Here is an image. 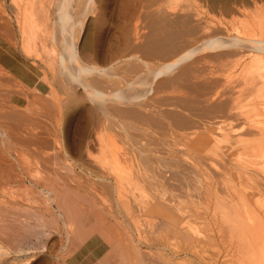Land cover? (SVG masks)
<instances>
[{"label":"bare ground","instance_id":"6f19581e","mask_svg":"<svg viewBox=\"0 0 264 264\" xmlns=\"http://www.w3.org/2000/svg\"><path fill=\"white\" fill-rule=\"evenodd\" d=\"M9 2L13 3V4L11 3L13 6H10L11 4L8 3V7H12L9 9H12L13 13L11 12L12 10H9V11L11 12V15L12 14L14 15L13 21L16 22L15 25L17 24L16 26H18L16 28L17 30L19 29L20 31L19 32L20 34V43H19L20 47L19 48L21 52L17 55V61L22 62V64L24 65L27 64L26 66L34 72L35 76L39 78L40 82H42V84L48 89L47 92H48V97L50 98V101H48V99L47 101H48V104L50 103L49 105L51 104L54 105V103L55 104L57 103L59 105V102L57 101H60V104H62L61 102H64L65 104L68 105L69 101H72V100L74 101L75 99L76 100L78 99L80 102H82V104L79 101L78 102L81 105H83V102L85 100L88 101V108H87L88 110L86 114H88L87 120H89L90 124H88L89 125L88 128L86 126L81 127L79 129V134L81 137L82 136L85 137L86 135L85 138H87V141L84 138L85 141L83 142H85V144L82 143L83 145H85L84 148H87L88 145L89 146L91 145V148L94 151V148L92 145L95 141H96V144L97 143L98 144L97 145L95 143L94 144L96 146H99L98 149L95 148V152L97 154L93 152V155H92V156L97 155L96 156L97 159H95L94 162H90L89 160L84 161L85 159L87 160V158H84V160H81V158L80 159L76 158V161H75L77 164L81 161L80 168L81 166L86 167V171H88L89 169L91 174L94 173L95 179L93 178V182L90 183L89 180L87 179L88 178L87 176H89L88 173H86L87 178L83 175L86 178L85 179L84 177H81V175L83 174L82 171H79L82 173L81 175L78 173L79 169H77V172L73 171L74 166L70 167L71 169H69L68 162L72 160L71 158H75V155L74 157L71 156L69 161L67 160L65 161L63 157L60 158L61 155L60 157L57 156L58 154L62 153V151L59 150L60 148L56 146L58 144H55L57 141L56 137L58 134H60L58 132L59 131L61 132V130L57 132V130L55 129L56 123L58 122V120L56 123H54L55 122L54 120L58 118L57 114H52V112L54 111H49L48 109L47 112H43V113L40 112L41 114H38L40 115L38 119V118H35L36 115H34V117L30 114H29L30 116L24 115L25 112L21 113L20 112L21 110L18 111L15 108V105H12V103L16 101L15 99L17 98V96H14V95L17 93V91L14 92L12 89L11 92H14V93L8 94L9 92L7 93V89L11 88V87H8V85L14 86V84H20V83L18 82V83L13 84V82L15 81L14 80L15 77L14 79L12 78L14 80V81L12 80L13 82H11V78L8 79L11 82V83L7 82L8 84L7 83L5 84L8 88H5L3 83L6 82L5 80H7V78L4 79L6 77L5 74H7L5 73V71L7 70V69L5 70V68L6 67L8 68V66L9 68H11L10 66H13V64H10L11 57H9V53L11 51L17 52L18 45L16 43V40L14 42L12 38L14 36L12 34L14 31L12 30L10 26L11 21L9 22L7 19L8 17H11V16H7L5 14L6 12L3 11L1 7L0 9V146H1V149L3 148L5 150L0 149V154H2L3 157L7 158L11 150V145L14 144L17 146V144H19L20 148H23L24 146L22 144L27 143L28 145V143L30 142L31 144L30 143L29 144L33 146L34 148L36 145V141L38 142L40 141V143L41 142L45 143L46 146L48 144L49 145L52 144V146L54 145L53 146L54 148L48 145L49 148H52V151H50V149L49 150L46 149V152L49 155L52 154L56 156L57 158L56 159L55 157H53L54 159H52L51 158L52 155H51V157L42 158L43 159L42 160L40 157L47 155V153L44 151H45V148H48V147H46L43 143L41 144L44 146L37 143L38 147H41V146L43 147L42 152H44L43 153L44 155H42L41 153L39 154L41 150L39 151V148L35 147L34 150L37 149L36 152L39 151L38 154L40 155V157H38V155H36V153L34 152L33 153L36 155V157L35 155H32V154H31L32 157L30 155L28 156H30V159L33 158L31 161H33L36 158V160L34 161L37 162L38 160L37 157L41 159L40 161H43V165L41 164L42 162L41 163L40 161L37 162V164L40 163V167H38V169L40 170L44 169V171L46 170L45 172L47 173L44 174L41 171V173L44 175V178H40L41 181H39L37 180V178H39L40 176L38 177L39 174H36L37 172L35 171L34 168L31 169L33 170L32 172L31 170H27V168L25 169V167L32 168L33 167L32 165L33 164L35 165L36 162H34L32 165L29 162L28 163L29 166L27 162H25L27 166L24 164L25 165L24 167L22 163H24V160L26 161L29 160L27 158L28 156H26L27 159L22 158V160H20L22 157V153L16 152V153H20V155L17 154V157H15V160L16 158L19 157L18 159L20 161L18 162V159H17L16 160L17 162L16 161L14 162L20 165H23V169H22V166L20 167L21 171L22 170L27 171V172L22 171L23 173H26V174L33 173L34 176L32 177H35L37 175L36 176L37 178H35V180L33 178V183H32L33 186H29V187H32V189L29 188V190L32 191L33 187L34 189H36V187L37 189L38 188L45 189L46 193L49 194L48 196L50 197L51 200H53L52 198L54 195L56 194L58 195V193L61 192V191H57L56 188L55 190L57 191V193L52 190V188L54 187V184L56 183V182L54 183L53 181L57 180L58 178L55 179V177L59 175L58 174L59 171L57 172L56 171L57 169L55 170L53 168V165H56L57 163L56 161L58 160V158H60L61 161L63 159L64 162L68 164L67 168L73 171V173L70 172L71 174H73L72 176L77 177L78 179H80L81 177V181L83 179L87 180L88 182L85 180L84 182L85 183L87 182V184L90 183L89 185H87L88 187L91 186L90 188H92V186L95 187V189H93L94 191L96 190L95 193L91 192V190L87 192L94 193L95 196L97 197L99 196L98 198H100V193L98 191L102 190L101 192L102 193L104 192V194L108 196V198L106 196V198L108 199V201L107 200L106 201L109 202L108 203L109 205L107 204V202L106 204L104 203L105 205H108V207H111L114 209L115 207L118 208L123 205V207L127 208V212L130 209L129 211L130 214L129 213L127 214V212H125L126 216L127 217L129 216V220H128L129 224H130V221L132 223L131 219L133 218V216H136L138 214L136 218L139 217V213L141 211H143L144 215L147 216L145 217L146 218L145 221H147V218L148 220L152 219L151 220V223H152L154 222L153 217H158V219L160 218L161 221H163V224H165L166 228L164 226H163L164 228L161 227L162 231H165L166 229L168 232L167 235L170 234V237L175 239L176 241L173 240L175 241L174 243L168 242L170 240L169 239L170 237L167 235H165L166 236L165 239L164 238L162 239V232H161L160 233L161 238L159 237V234L157 235V239L156 237L154 238L156 239V243L154 241L156 245H154L152 243V241L154 240L152 236L149 234L148 235L146 234L147 235L146 236L144 235L145 231L144 230L141 231L142 229H145V228L142 227L141 230L139 229L140 232L142 233L144 232L143 235L146 236L145 242H146V238L149 236L151 237L152 241L150 240L149 242V238H148L147 243L148 244L152 243L154 246H157L156 249L151 248L152 250L148 252V254L150 255L155 251L154 255L152 254L150 255V257H148L150 261H147L145 263L143 261L147 260L146 259L147 253L142 255L144 250L143 251L141 250L142 251V254H141L138 248L139 245L138 246L134 245L135 247L137 246L136 248H138L139 250L138 251L136 248H135L136 250L133 249L135 250L133 251L135 252V255L137 252L139 253L138 256H143L140 258L143 260L142 264L143 263L148 264V262L149 264H212V259L207 260L208 258L207 256L210 257V255H208L210 251L207 254V251L203 250L204 254L205 253L207 254V255L206 254L204 255V257H207L206 259L202 258V255L200 256V253H201L200 248L201 250L203 248L202 246L200 247V244L205 243L206 240H210L211 238H215L216 236L217 237L220 236L219 239L217 240L219 242L221 237L224 238L225 234L227 235L226 237L229 238L228 240L230 242V243L228 242L229 244L227 245H230V244L231 245L230 247L228 246L229 249L224 255L225 260L223 258L222 261L224 260V262L221 264H225V263L226 264H264V4H263L264 0H117L116 6L114 9L116 21L113 24V31H112L113 37H112V40L110 39L111 40L110 42H106L105 45L103 44L104 47L107 45L105 48L103 47V45L101 46V48H99L100 50L102 49V47L104 48L102 52L93 51L95 46L94 47L92 46L93 49H91L90 48L91 44L90 46L88 45L90 39L87 40V37L90 36V32L92 31H90L89 33L87 32L88 36L86 35V40L88 41V43L84 41V37H81V34H82L81 31L84 25L86 24H87L86 25L87 27L89 24L93 26L92 29H94L95 34L100 28L101 29L103 28V24L105 21L104 15L107 11L106 10L107 9L106 0H9ZM248 3H251L254 9L253 7L252 9H247V5H250ZM4 14L7 16V18L4 16ZM87 27H85V29ZM94 32L92 34H94ZM99 32L100 31H98V33ZM93 36L94 35H92V37ZM96 36L97 35H95V38ZM88 38H91V37H88ZM14 39H16V37ZM92 41L93 39L91 38L90 42ZM26 60H29V61H26ZM213 60L215 61V63L216 61H218L216 64H218V66L220 65L219 68L214 69L216 68V66H214V63L210 64V62ZM23 61L27 63L25 64ZM208 62H209V65H208ZM221 63H223V66H228V67L224 69L223 67H221ZM210 66H214V68H211ZM21 87H24V86L21 85ZM26 90H28L27 87H26ZM19 95H20V92H19ZM21 96L24 97V94L21 93ZM83 98H85L84 101H83ZM39 99L41 100V98ZM75 104L77 105L76 102ZM58 105L56 107L57 109L61 107L60 105L58 107ZM26 106L27 105H25V107ZM73 106L75 107V105ZM35 108L33 109L34 111H36ZM53 108L55 107L53 106ZM68 110H70V108ZM24 111L28 113L30 112L28 111V109ZM59 113L60 112L58 111V116H59ZM70 114H72V112L69 113V115ZM23 116H29L28 118L32 116L31 119L29 120L36 121L38 119V120H41L40 122H42L43 120L40 118L45 117L46 120L47 118H49L48 119L49 121L45 122L46 124L47 122L48 123L51 122L50 121L51 117L55 118L53 120L54 121L53 123L55 124L54 125L55 128L51 126L52 125L51 124V125H47L48 127L46 126L47 127L46 129L44 128L45 127L44 126L43 127L44 130H41L40 127L42 126H40L39 127L40 129H39L38 127H35L34 125H32L33 123L31 124L32 127H30V123H29L30 121L29 122L26 121L27 120L26 118L23 119ZM65 118L66 117H62V122H64L63 120ZM82 124L84 125V123H81V125ZM33 126L37 128L38 130H34ZM60 127H62V125ZM130 129H132V134H131L132 135V145L135 146L133 148L134 152L132 151L131 147H129V145L127 144V143H130L128 141L130 139V136L126 137L128 138V140L125 142L126 139L123 137L126 134L124 135L119 134V135H123V136H120L122 138L120 140V138H118L117 135H113L115 133L112 134L109 132V130L114 131V132L115 131L118 132L119 130H121L123 131V133L124 132L126 133ZM65 130H63L64 134H65ZM197 131H200V132L197 133ZM66 135L67 134H65V136ZM65 136H64V139L66 138ZM113 136L114 137L117 136L119 140L115 138L116 139L115 141ZM246 136L250 138L248 139L246 138ZM83 137H82V140H84ZM242 137L244 138V140H242L243 139ZM72 138L73 137H71V139ZM219 138L221 140H224L223 142L224 145L226 141L230 140L232 142L233 140L237 138V140H235V142L237 143L233 142L232 144H229L232 146H235V144H238L239 141L240 142L248 141L246 142V144H244L243 142L242 144L239 143L241 145H245L244 147H247L244 150L245 152L240 153L244 149L243 146H240L243 149L239 147L238 149H236L237 146L236 148L233 147L234 150L233 148H231L232 146L230 147L231 149L229 148L230 150H233V151L235 150L238 151L239 149H241V151L239 150L240 151L239 153L242 155V156L239 155V157L241 158V162L237 160L238 157H236L234 161L236 162L239 161L238 163H241V164L243 162L242 165H244L243 167H245V169L246 168L248 170L258 169L262 174V176L259 178L254 177V175L247 174V173L236 174L235 178L240 179L241 181L240 183L244 184L245 186L242 192H239L240 189H236L239 192L238 194H235L237 192L232 191L234 192V196L230 195L233 193L229 194L230 190L235 188L234 186L236 185L234 184V181H232L234 178L230 177L231 178L230 180L232 181V183H230L231 181L228 182L231 185L234 184L232 185L233 187H231V189L227 184H225L226 182H224L225 181L224 178L226 177L225 175L230 174L231 171L229 170L230 173L229 172L227 173L228 166H225L222 163H220V161L218 162L217 160L214 159V158H217V154L216 152L214 153L213 148L211 147V143L215 142L217 146V140H219ZM123 139H124L125 145L127 144V146L132 151V152L130 151L132 153L130 154L133 155L132 158L134 157L132 160H130L131 157L126 158L129 153V148L124 146L125 149L124 150L122 149L124 145ZM92 140H95V141L91 143ZM180 140L181 142L182 140L184 141L196 140V141L203 143V145L200 148H197L196 150L194 148H192V150L191 149L184 150V148L182 147L184 146L187 148V146H185L187 144L180 146V148L176 147L177 144L179 146ZM221 140H220V143H221ZM33 141L35 142V145L33 144L34 143ZM114 141L116 142L115 144H114ZM118 142L122 144H118ZM110 143L112 144V146L109 145ZM182 143L184 144L185 142H182ZM253 143L255 144L256 147L253 145ZM74 144H71V146ZM116 144L122 146L121 149H120V146L116 147L118 146ZM163 145H165L166 148ZM247 145H250L252 147L253 152L251 151L250 148L248 149ZM58 146L60 147V145ZM67 146L68 145H66V147ZM156 146L159 147L160 149L159 151L155 150ZM149 147H154V151H157L158 153L157 152L155 153L153 151L151 153L150 150H153V148L148 149ZM63 148L65 149V147ZM105 148L108 149L109 154L107 155H110V156L106 155V152L104 151L106 150ZM116 148L117 149L119 148L120 150L118 149L119 151H116L117 150ZM126 148H127L128 153L124 154V151L126 150ZM216 148H220V147L217 146ZM253 148H255V151ZM25 149H27L25 151L27 152L28 146ZM31 149L32 147L29 150ZM64 149H63V152H64ZM69 149L70 147L68 148V150ZM96 149L100 151H96ZM114 149L118 155L119 153L121 155V152H122V154H124V157L122 155V157L119 158L120 155L118 157V155L115 152H112ZM85 150L89 151V149H85ZM248 150H250L252 153ZM1 151H3L4 153L6 151L8 155L5 153L6 156H4L5 154L1 153ZM32 151L33 149L31 150V152ZM136 151H137V156L135 154ZM149 151L151 154L148 153ZM49 152H52V153H49ZM184 152L186 153V156L188 155L186 159L183 158V156L185 157ZM227 152L229 153L227 154L226 152H224L227 154V155L225 154L226 156L233 154L232 151L231 153L230 151H227ZM246 152L248 155L245 156ZM99 153H101V155ZM110 153H112V156ZM113 153L117 155V158L114 157ZM65 154L67 155L68 153H65ZM79 154H78V157L81 154H84V152L82 153L81 151V154L80 155ZM91 154H92V151L91 152L89 151L87 154V157H89V159L91 157ZM11 155L13 154L11 153ZM102 155L103 157L104 155L105 157L107 156L106 159L105 157L102 158ZM23 156L25 157V155ZM62 156H65V155H62ZM243 156L245 158H243ZM80 157H82V155ZM96 157H92V160H94V158ZM108 157L109 159L107 160ZM110 157H114V158H110ZM188 157L193 160L192 165L187 163L186 160L188 159ZM135 158H141L142 161L140 160L141 162L139 163H142L144 165V168L147 165L148 166L150 165V166H154L152 168L149 167L150 169L152 170L158 169L157 174H155L156 171L154 172V177L155 175L157 176L154 179L159 178L158 176L159 173H162V175H160L159 180L162 179V181L163 180L165 181L167 178L170 177L169 179H167L168 181L166 180L167 181L166 183L163 182L164 184L163 183L161 184V187L162 185H165L166 187L167 184H169L170 188L171 186H173V188H175L174 189L175 193L174 191L171 190L172 188L171 189L168 188V185H167L166 191H168L169 189V192H173V194L180 196L181 200L175 199L179 197L174 198V196H173L174 198L173 199L171 197L172 193L168 195L167 192H164V188L162 190L159 187L160 185H158V188H156L155 186H157V184L151 181L153 184L150 182V185H149L148 184L149 181H146V180H145V183L148 182L145 185V187L147 186L146 187L147 191H148V186L150 189L152 185V188L150 189L152 192L149 191L151 192L150 194L152 195H147L148 192L146 191L147 193L145 196L143 193L145 192V190H143L144 187L142 186H141L142 188L139 187V185L143 184V181L140 180L142 182L141 183L139 179L141 178L143 179L144 178L142 177L143 175L146 176L145 172L148 169H145L146 171L143 174L144 168L143 166L141 167L140 165H139L140 168L138 167V163L136 162H138L139 160L136 161L137 159L135 160ZM153 158H156L155 160L156 164L154 163ZM242 158L244 159L243 161H242ZM13 159H14V156H13ZM0 160H5V159L1 158ZM51 160H55V161L52 163ZM134 160H135V163L137 164L135 165L136 167H138L139 169L143 168L141 169L142 170V172H140L141 174L139 173L140 176L138 174L140 170L137 168L138 170H136L135 172L132 168V163H133L132 161ZM61 161H58L57 164H59V162ZM4 162L5 161H3V163ZM10 162H12V160L9 161V163ZM225 164H227V162ZM2 165L3 164L1 163L0 164V178L1 179L3 178L6 181H11L14 183L16 182V179H13L14 177L17 178V181H18V177L20 178V176H22L17 173H16L17 175L13 173L18 170L16 167H15L16 169H14L13 168L14 166L12 168L11 167L7 168L6 166L8 165H6L5 167L4 166L2 167ZM65 165H62V168L64 167L66 168L67 165L66 166ZM103 165H105L106 167H108V169L112 171H109V170L105 171L104 169L107 170V168L103 167ZM110 165L112 166V169ZM59 166H60V171H61V165ZM59 166L57 165L58 169H59ZM135 166L134 168L136 169ZM155 166L157 169H155ZM12 169L16 171H13L11 173L10 171ZM222 169L226 172V174L224 175L225 176L223 178L224 180L223 181L221 180L222 182H220L218 178H221L223 176ZM219 170L222 173H220ZM55 171L58 175L54 174L53 176L55 175L56 176L52 177V174L55 173ZM132 171L134 172L133 180H132V176H133ZM149 171L151 170H148L147 176L148 177L150 175L153 176L151 172L149 174ZM38 172L40 171L38 170ZM70 173L68 175H70ZM75 173L77 174V176ZM13 174H15L16 176L18 175L19 176L16 177ZM31 174H29L30 176L28 177L29 179L32 178ZM65 174L63 175L66 176ZM78 174H79V177H78ZM167 174L169 177L166 176ZM68 175H67V178H68ZM60 176H62V174ZM200 176H202L203 184H200V181L202 183V180H200L201 178L199 179ZM229 176H233L232 173L226 177L227 180H229L228 179ZM70 177L68 180L65 179L63 181L61 177L58 180L59 181L62 180L63 183L64 182L67 183L66 181H69L70 179H72ZM135 177H138L139 184L137 183V181L136 182L134 181V180H137V179H134ZM74 179L76 180V178ZM215 179L219 181V185L220 183H223L221 184L222 186L227 185L226 188L230 189L229 192H226L227 189H223L221 188L222 186L218 185L220 187L219 189H222L223 192L224 190H226L225 192L228 194L226 193L225 194L228 197H224V196L221 197L220 192L222 190H218L219 191L218 193L217 192L218 188L216 189L212 187L211 189V185ZM133 181L136 183V185L135 183L134 184L132 183ZM154 181H157V179ZM217 181H216V184H217ZM71 182L69 183L71 184ZM171 182H175V183H171ZM197 182H199L200 185L199 184L195 185ZM69 183L67 185L70 188ZM74 184L71 186H75ZM83 184L84 183H82L81 186ZM159 184H160V181H159ZM4 185L3 187L5 188L6 186ZM16 185H18V183ZM23 185L27 187L30 184L25 185L23 183ZM57 185L62 187V183L61 185L59 184ZM84 185L82 186L83 188L81 187L82 190L85 188ZM134 185L137 187H135ZM214 185L215 183L213 184V186ZM11 186H13V184L10 185V187ZM15 186H13V188ZM3 187H0V189H2L3 193L5 194L6 190H3ZM44 187H48V188H44ZM68 187L66 188L67 191L69 190ZM96 187H98L99 190H97ZM159 188L163 192H160V190H158L159 191L158 192L157 189ZM177 188L180 191L177 190ZM26 189L28 190V188ZM26 189H25L26 195L28 194L30 196L31 191L28 190V192L30 193H27ZM59 189L63 190V188H58V190ZM75 189L76 188L74 187V189H71V190H75ZM135 190L138 191L137 193H140V191H143L142 194L140 193L141 195L140 194L138 195L140 197L144 195V198L146 199L147 197V199L138 200V199H143V198L142 197L140 198L139 196L137 197L136 195L137 193ZM133 191L136 194L134 193L132 194ZM177 191L178 193L179 192L181 193L178 195ZM10 192H7L9 193L8 195L9 197L13 193V192L12 193ZM18 192L16 191L15 195H17ZM76 192H77V189H76ZM62 193L63 192H61V194ZM97 193H99V195H97ZM31 194L34 195L33 198L35 199L36 198L35 192ZM5 195L7 196V194ZM15 195L13 197H15ZM19 195L20 194H18L17 196ZM21 195L23 196V193H21ZM66 195L67 196L65 197L67 198L69 194H66ZM87 195L89 194L87 193ZM101 195H102L101 198L103 199V194ZM132 195H134V197L136 195L135 198L133 197L134 200L132 199ZM77 196L79 197V195ZM77 196H75V198ZM148 196L149 197L151 196V197L149 198ZM1 197H0V210L2 209L4 210V207H6L7 205L9 207L12 206V204L18 206L25 199L26 201L28 200L31 201L29 203L31 206L35 204L34 199L30 200V198L27 199V198L22 197L23 198L22 201L20 200L16 201L17 199H19L20 197L19 196L17 199L15 198L12 199L11 197L10 199L12 200L6 201V200H3V198ZM82 197L84 196L82 195L79 198L86 199V197L85 198H82ZM89 197L90 198L92 197L91 194ZM39 198L38 200L40 201L42 198L41 199ZM54 198L56 199L55 196ZM63 198H60V199H63ZM66 198L65 200H67ZM92 200L95 201V198ZM43 201L41 203H44ZM47 201L49 202L50 200L48 199ZM89 201L91 200L89 199ZM98 201L100 200L98 199ZM56 202L58 201H55V204ZM86 202H87V199H86ZM91 202L90 204L89 202H87V204H89L90 206ZM45 203L47 202L45 201ZM93 203L95 206V202ZM101 203H103V201H101ZM36 204H38V202ZM59 204H60V201H59ZM64 205L65 204L63 202L62 206ZM100 205L103 207L102 204ZM100 205H98L99 208H100ZM35 206H33V208ZM57 206L59 207L57 208L60 209L61 205H57ZM65 206H67V204ZM48 207H50V205H48ZM90 207L92 208V206ZM131 207L132 208L134 207L136 209L135 213L137 211V214H135L134 210H132L134 215L131 216L133 214V213L131 214V209H132ZM21 208L22 207H20V209ZM103 208H101V212L104 213ZM92 209L95 210V207ZM96 209L100 210L97 207ZM110 209H108V211H110ZM120 209L124 210L122 209V207ZM26 210H29V209H26ZM108 211L105 210V212H108ZM35 212L33 210L32 213L34 214ZM65 212H66V209H65ZM122 213L120 214L122 216H125V214L123 215ZM140 215L142 214L140 213ZM217 215L221 216L219 218L221 224L218 223L219 219L216 220ZM151 216L152 218H149ZM114 217L118 218L116 217V215ZM77 218H80V217L78 216ZM83 218L84 217H82V219ZM136 218H133V220H135ZM60 219H62V216ZM155 219L156 221H158L157 218ZM213 219H215L217 226L219 224V228L215 227V229L218 228L217 231L213 230L210 226L212 224V223L210 224V222ZM80 221L81 220H79L78 223ZM118 221L121 222L123 220L120 219ZM133 223H136V222H133ZM146 223L147 222H145L144 224L146 225ZM129 224L126 225V227L129 226ZM144 224L142 221L143 226H145ZM131 225L132 224H130V226ZM135 225L131 227L134 228L135 226L136 227L135 229H138V224H135ZM154 225L156 227L158 224L156 225V223H154ZM76 226H77V223H76ZM130 226H129V229H131ZM159 226H157V228ZM145 227H147V225ZM149 227H151V229L149 228L150 233L153 230L154 236L155 234L160 232V230L156 228L155 232L157 233L154 234V228L152 229L153 226H149ZM11 228H13V226ZM50 228L48 227V229ZM77 228L79 229L78 226ZM8 230L10 231V229ZM139 230L138 231L134 230L138 236H139L138 234ZM156 230H159V231H156ZM73 231L75 230L73 229ZM13 233L16 234V231H14ZM65 233H66V239L71 241L72 236H71L70 230H69L70 234L67 231ZM80 234L81 233H79V236ZM77 236L78 235L76 234V237ZM165 236L163 235V237ZM64 237H65V234H64ZM139 237L140 239L144 238L143 236H139ZM12 238L14 237L12 236ZM80 238L82 239V237ZM167 238L169 239L168 241H167ZM76 239H79V238H76ZM142 240H140L141 244H143ZM220 241L224 243L223 240H220ZM71 242H69V244L66 243V245L68 244L70 246V248L68 246V249H65L66 254L64 252V255H59L56 257L57 258L56 264H71L72 261H70L66 257L70 252H72L71 251L72 250L71 248H73L72 246L76 244V243L73 244ZM76 242L79 243L78 240ZM113 244H116L117 248L118 246H120L115 242ZM206 246L207 245H205V249H207ZM208 246L210 248L213 247L210 245V243H208ZM148 248H149V245H148ZM67 251H69L68 254H67ZM119 251H122V250H119ZM117 253L118 252H115L116 255ZM135 255L134 257H137ZM117 256L115 257L116 259H117ZM214 257L212 258L214 259ZM119 258L121 260V258L123 257L120 256L118 257L117 260H119ZM137 258H138L137 261L140 260L139 257ZM106 260H108V258ZM123 260L125 259L123 258ZM205 260H207V263L204 262ZM216 260L217 259H215V261ZM226 260L228 262H225ZM208 261H211V262L209 263ZM117 262L122 263L123 261L122 262L117 261ZM138 262H141V260ZM109 263L110 262H108V264ZM105 264H107V261L105 262Z\"/></svg>","mask_w":264,"mask_h":264},{"label":"rangeland","instance_id":"374dc122","mask_svg":"<svg viewBox=\"0 0 264 264\" xmlns=\"http://www.w3.org/2000/svg\"><path fill=\"white\" fill-rule=\"evenodd\" d=\"M8 1V2H7ZM2 2V3H1ZM7 5H5L4 3ZM8 3H10L9 2V0H2V1H0V9H1V7H2V9H3V11H5V12H3V13H5L7 16H11V17H8L7 18V16L4 14V16L8 19V21L10 22V26H11V28H12V30L14 31L12 34L14 35H12L13 37V40H14V42H15V40H16V43H17V52H13V51H11L10 53H9V57H11V59H10V64H13V66H10L11 68H9V66H8V68L6 67L5 68V70L7 71H5V73H7V74H5V78L4 79H6L7 78V80H5L6 82L5 83H3V85H4V87L5 88H8V87H11V88H8V89H10V90H8L7 89V93L8 94H12V93H14V92H16L17 91V93L14 95V96H17V98L15 99L16 101L14 102V103H12V105H15V108L18 110V111H20L21 113H24L25 112V114L24 115H32L33 117H34V115H36L35 116V118H38V117H40V115H38V114H41V113H43V112H47V110L49 109V111H54V112H52V114H57V119L56 120H54L55 118H50V123H48L47 122V124L45 123L46 121H49L48 119L49 118H47V120H46V118L44 117V118H40V119H43L42 120V122H44V123H42V122H40L41 120H36L35 118V120L36 121H34V120H29V119H31V117L30 118H28L29 116H23V119L24 118H26L27 120L26 121H30L29 123H30V127H32V125H34L35 127H40V126H42V127H40L41 128V130H44L43 129V127L46 129L48 126L47 125H51V126H53L54 128H55V124L54 123H56L57 122V120H58V122L56 123V130H57V132L59 131V130H61V132L59 131L58 133H60V134H58L57 135V137H56V143L55 144H58V145H60V147L58 146V145H56L58 148H60L59 150L60 151H62V153H60V154H58L57 156H59L60 157V155H61V157L60 158H62L63 157V159H65V161L67 160V161H69L70 160V157L72 156V157H74V155H75V158H71L72 160H70V162H68L69 163V169H71L70 167H73L74 168V170H73V168H72V170L74 171V172H77V169H79L78 170V173L81 175L82 173V175H81V177H86L87 176V174L86 173H88L89 174V176H87L86 178L89 180V182L90 183H92L93 182V178L95 179V175H94V173H92L91 174V172H90V170L88 169V171H86V167H83V166H81V168H80V162L77 164L75 161H76V158H81V160H84V158H87V160L85 159L84 161H90V162H94L95 161V159H97V155H95V154H97L96 152H95V148H97L98 149V147L99 146H96L97 144H96V141L95 140H92L91 141V143H93V141H95L94 143L96 144H94L93 143V148H94V151L92 150V148H91V145L89 146L88 145V147L87 148H84L85 147V145H83V144H85V142H83V141H85V139H86V141H87V138H85L86 137V135H85V137H83V139L84 140H82V137L80 136V134H79V129L81 128V127H83V126H86L87 128H88V124H90L89 123V120H87V118H88V114H86L87 113V108H88V101L87 100H85V98H83V105H81L82 104V102H80L78 99L76 100L75 98H73V99H75L73 102L72 101H69V103H68V105L67 104H65L64 102H61L62 104H60V101H57V102H59V105L61 106V107H59V105L56 103H54V105L53 104H51V105H49L48 104V101H50V98L48 97V89L42 84V82H40V80H39V78H37L36 76H35V74H34V72L32 71V70H30L26 65V63H25V61H23L26 65H24V64H22V62H18L17 61V55L21 52L20 51V45H19V43H20V34H19V29L17 30V28L16 27H18V26H16L15 25V21H13L14 20V15L12 14L11 15V12L13 13V10L12 9H9V8H12V7H8ZM12 3V2H11ZM10 3V4H11ZM106 13H105V15H107V16H105L104 15V18H105V21H104V24H103V28L100 30H98V31H100L99 33H98V31H97V33L95 34V32H94V29H92L93 28V26L92 25H88V27L86 26V25H84V27H83V29H82V31H81V37H84V41L85 42H87L88 43V39H90L89 40V43H88V45L90 46V44H91V49H93L92 48V46L94 47V49H93V51H96V52H102L103 50H104V48L107 46H105L104 47V45L106 44V42H110L111 40H112V31H113V24L115 23V21H116V18H115V11H114V9H115V6H116V3H117V0H106ZM13 4V3H12ZM10 5V6H13V5ZM248 4H250L251 5V7H250V5H247V9H252V7H253V5L251 4V3H248ZM261 4V3H260ZM264 4V3H263ZM6 6V7H5ZM49 6H51V5H49ZM257 6H258V4H257ZM3 7H5V8H3ZM8 8V9H7ZM253 9H254V7H253ZM7 10V11H6ZM9 10H12L11 12L9 11ZM251 11V10H250ZM15 14V13H14ZM51 17V16H50ZM13 18V19H12ZM13 22V23H12ZM14 26V27H13ZM92 26V27H91ZM85 27H87L86 29H85ZM14 28V29H13ZM90 29V30H89ZM86 30V31H85ZM88 30V31H87ZM90 31H92V32H90ZM18 32V33H17ZM86 32V33H85ZM90 32V36H88V33ZM94 32V34H92ZM16 33V34H15ZM83 33H85V34H83ZM84 35V36H83ZM86 35L88 36V37H91L92 39H93V41L92 42H90L91 41V38H88L87 37V40H86ZM92 35H94L93 37H92ZM95 35H97L96 36V38H95ZM18 36V37H17ZM16 37V39H14ZM83 39V38H82ZM82 39H81V41H82ZM100 39V40H99ZM108 39H109V41H108ZM111 39V40H110ZM17 41H19V42H17ZM95 41V42H94ZM93 42H94V44H93ZM97 43V44H96ZM104 44V45H103ZM108 44V43H107ZM103 45V47H102V49L100 50L99 48H101V46ZM97 46H98V48H97ZM98 51H97V50ZM26 61H29V60H26ZM218 61H216V63H217ZM212 63H214V66H216V68H214V66H210L211 68H214V69H217V68H219L220 67V65L218 66V64H216L215 63V61L213 60V61H211L210 62V64H212ZM220 63V62H219ZM224 63V62H223ZM223 63H221V67H223L224 69H226V67H228V66H223ZM9 64V65H10ZM208 65H209V62H208ZM10 72V73H9ZM11 77H10V76ZM14 77H15V79H14ZM11 78V82H13L14 80V82H13V84L14 83H20V84H14V86H9L8 85V87L5 85L7 82L8 83H11L10 82V80H8V79H10ZM14 80H13V79ZM13 80V81H12ZM17 80V81H16ZM4 81V80H3ZM7 83V84H8ZM12 84V85H13ZM21 85H23L24 87H21ZM16 88V90H15V88ZM26 87L28 88V90H26ZM32 87V88H31ZM19 90H18V89ZM22 88V89H21ZM25 90H24V89ZM13 89V91L14 92H11V90ZM108 91V90H107ZM11 92V93H10ZM19 92H20V95H19ZM33 92V93H32ZM21 93H23L24 94V97H22L21 96ZM26 94V95H25ZM44 94V95H43ZM38 96V97H37ZM47 96V97H46ZM26 97V98H25ZM7 98V97H6ZM39 98H41V100L39 99ZM18 99H19V101H18ZM29 101H28V100ZM47 99H48V101H47ZM34 100V101H33ZM38 100V101H37ZM18 101V102H17ZM42 101V102H41ZM47 101V102H46ZM81 103H79V102ZM27 102H28V104H27ZM30 102V103H29ZM75 102L77 103V105L75 104ZM45 103V104H44ZM64 103V104H63ZM71 103V104H70ZM32 104V105H31ZM75 105V107L73 106V105ZM25 105H27L26 107H25ZM30 105V106H29ZM57 105H58V107L60 108H56L57 107ZM66 106V108H65V106ZM71 105V106H70ZM86 105V106H85ZM18 108H17V107ZM34 106V107H33ZM35 106H36V108H35ZM53 106L55 107V108H53ZM79 106V107H78ZM71 107H72V109H71ZM75 109H74V108ZM23 108V109H22ZM26 108V109H25ZM30 108H31V110H32V112L34 113H32L31 112V110H30ZM35 108V110L36 111H34L33 109ZM51 108H53V109H51ZM62 108V109H61ZM66 110H65V109ZM70 108V110H68V109ZM28 109V111H30L29 113L28 112H26V111H24V110H27ZM68 110V111H67ZM75 112H74V111ZM58 111L60 112L59 113V116H58ZM65 111V112H64ZM36 112V113H35ZM38 112V113H37ZM41 112V113H40ZM65 113V115H64V113ZM71 113L72 112V114H70L69 115V113ZM62 113H63V115H62ZM68 115H67V114ZM76 114V115H75ZM60 115H61V117H60ZM84 115H85V117H84ZM72 116V117H71ZM62 117H66L63 121L64 122H62ZM84 117V118H83ZM61 118V119H60ZM67 118H69V119H67ZM82 118H83V120H82ZM86 118V119H85ZM45 119V120H44ZM55 122H54V121ZM67 120V121H66ZM68 120H70V121H68ZM88 121V123H87V121ZM10 121H12V120H10ZM34 121V122H33ZM40 123H39V122ZM66 121V122H65ZM76 121V122H75ZM54 122V123H53ZM33 123V124H32ZM35 123V124H34ZM61 123V124H60ZM69 123V124H68ZM81 123H84V125L82 124L81 125ZM32 124V125H31ZM44 124H46V125H44ZM59 124V125H58ZM37 125V126H36ZM60 127L61 125H62V127H58V126ZM73 125H75V126H73ZM77 125V126H76ZM33 126V127H34ZM47 126V127H46ZM73 126V127H72ZM33 128L34 130H38L37 128ZM50 127V126H49ZM64 127V128H63ZM67 127V128H66ZM69 127V128H68ZM39 128V129H40ZM74 128V129H73ZM67 130V132H66V130ZM72 131H71V130ZM63 130H65V134H67L66 136H65V134H64V132H63ZM216 130V129H215ZM72 132V133H71ZM75 132V133H74ZM109 132L110 133H115V134H113V135H117L118 136V138H120V140L122 139L120 136H123L124 134H126V135H124V137L123 138H125L126 140H125V142L128 140V138H126V137H129L130 136V139L128 140L130 143H127L128 145H129V147H131V149H132V151L134 152V147L135 146H133L132 145V129H130V130H128L126 133L124 132L123 133V131H121V130H119L118 132H114V131H110L109 130ZM200 131H197V133H199ZM129 133H130V135H129ZM64 134V135H63ZM119 134H123V135H119ZM128 134V135H127ZM61 135V136H60ZM72 135V136H71ZM63 136V137H62ZM64 136L67 138H65L64 139ZM117 136H113L114 137V139L116 138V139H118L117 138ZM71 137H73L72 139H71ZM79 137V138H78ZM58 138H60V139H58ZM70 138V139H69ZM75 138V139H74ZM78 138V139H77ZM243 138V137H242ZM241 138V139H242ZM246 138H248V136H246ZM245 138V139H246ZM250 138V137H249ZM248 138V139H249ZM113 139V138H112ZM116 139H115V141H116ZM235 139V138H234ZM239 139V138H238ZM240 139V140H241ZM69 140V141H68ZM82 140V141H81ZM119 140V139H118ZM117 140V141H118ZM220 138H219V140H217V146L218 147H220L224 152H226L227 154L229 153V152H227V151H230V153H231V151H232V153L233 154H230L229 156H226L227 154L226 153H224L220 148H216L217 146H216V143L214 142V143H211V147L213 148V151H214V153L216 152V154H217V158H214L215 160H217L218 162L220 161V163H222L223 165H225V166H228V169H227V173L229 172V170L231 171V173H232V175L233 176H229L228 177V179L229 180H227V176L228 175H230V174H226V172L222 169V171H223V173L219 170V172L220 173H222V179L221 178H218V180H220V182H222L224 179H225V181L224 182H226L225 184H227L229 187H230V189H231V187H233L232 185H234V184H236L234 187L235 188H233L232 190H230V189H228V188H226V186L227 185H221V184H223V183H220V185H219V181H217V179H215L214 181H213V183H212V185H211V189H212V187L213 188H218L217 189V192L219 193V191L218 190H222V189H219L220 187L219 186H222L221 188H223V189H227V191L226 190H224V192H223V190L220 192L221 194H220V196L221 197H228L226 194H228V193H226V192H229V190H230V192H229V194L230 193H233V194H230V195H232V196H234V192H232V191H235V192H237V193H235V194H238L239 192H242L243 191V189H244V184H242V183H240L241 181H240V179H237V178H235V175L236 174H239V173H247V174H252V175H254V177H257V178H259V177H261L262 176V174H261V172L258 170V169H251V170H248L247 168L245 169V167H243L244 165H242L243 164V162H242V164L241 163H238L239 161L241 162V158L239 157V155H241L240 153H242V152H245L244 150L247 148V147H244L245 145H241L242 144V140H244V138L241 140L242 142H238V144L239 143H241V144H235V146H232V145H229V144H232L233 142L234 143H237V142H235V140H237V138L235 139V140H233L232 142L230 141V140H228V141H226V143H228V144H226L225 143V145H224V140H221V143H220ZM247 140V139H246ZM74 141V142H73ZM114 141V144L116 143ZM34 142V141H33ZM69 142V143H68ZM120 142V141H119ZM118 142V144H122V143H119ZM123 142H124V139H123ZM125 142H124V145H123V147L125 146V147H128L127 146V144L125 145ZM182 142H185L184 144L182 143ZM182 142H181V140H180V144H182V145H180L179 144V146H178V144L176 145V147L177 148H180V146H183V145H185V144H187V145H185V146H187V148L186 147H182V148H184V150H187V149H191L192 150V148H194L195 150L197 149V148H200L202 145H203V143H201V142H199V141H196V140H193V141H184V140H182ZM246 142H248V141H244L243 143L244 144H246ZM30 143V142H29ZM28 143V145H27V143H25V144H22L25 148L28 146V151H30V152H28V154H27V152H25L27 149H25L24 147L23 148H20V146H19V144H17V146L16 145H11V150H10V153H9V156H7V158H5V157H3L2 156V154H0L1 156V158L2 159H5V160H0V164L2 163L3 165H2V167L4 166H6V165H8V166H6L7 168L9 167H13L14 169H18L17 171L16 170H14V169H12L10 172L12 173L13 171H16V172H13V173H17V174H19V175H22V176H20V178L18 177V176H16L15 174H13L14 176H16V177H18V181H17V178H13V179H16V182H11V181H6L5 179H1L0 178V187H3V185L4 186H6L5 188L3 187V190H6L7 192H10L11 190V192L10 193H12V194H14L15 195V192L17 191L18 192V190H19V192L17 193V195L18 194H20L19 196H17V195H15V197H13L14 195H12L11 194V196L9 197L8 195H9V193H7L6 191H5V194H7V196L9 197H7L4 193H3V191H2V189H0L1 191L0 192H2V193H0L1 195H2V197H1V195H0V197L1 198H3V200H6V201H10V200H12L13 198H15V199H17L18 197H19V199H17L16 201H18V200H20V201H22V197H24V198H30V200H33L34 198H33V196L34 195H32L31 193H33V192H35V199H34V202H35V204L33 205V206H35L34 208H33V206H31L29 203L31 202V201H26V199L25 200H23L22 202H21V204H19L18 206L17 205H13L12 204V206H6V207H4V210L2 209V210H0V237H2V238H0V264H56V261H57V256H59V255H64V252H65V249H68V244H69V242H71L72 240L74 241V243H76L75 245H73L72 247L73 248H71L72 250V252H70L69 253V251H67V259H69L70 261H72L71 262V264H105V262L107 261V264H108V262H110L111 264H118L119 262H117V261H120V262H122V263H119V264H126V262H127V264L129 263V264H142V259H140L141 257H143V256H138L139 255V253H137L136 252V255H135V252H133V251H135L136 249L138 250V248H139V252H141V254H142V251L144 250V251H146V252H144L143 251V254L142 255H144L145 253H147L146 254V261H143V262H147V261H150V259L148 258V257H150V255H154V252L152 253V252H150V253H152V254H148V252L149 251H151L153 248L154 249H156V247L157 246H154V245H156L155 243H156V239H157V235L159 234V237L161 238V232H162V239L164 238H166V236L165 235H167L168 234V232H167V230L165 229V231H162V228L161 227H165L166 228V226H165V224H163V221H161V219L159 218L158 219V217H153V221L154 222H152L151 223V220L152 219H150V220H148V218H147V221H145L146 220V218L145 217H147L146 215H144V212L143 211H141L140 213L142 214V215H140V213H139V217L140 216H142V217H144V218H142V217H137L136 218V216H138V214H137V211H136V213H135V208L133 209L132 207V209H131V214L133 213L132 212V210H134V213L135 214H137L136 216H133L134 215V213L131 215V216H133V218H136L135 220H133V218L131 219L132 220V223H131V221H130V224H132L131 226H133V225H135V224H138V229H135L136 227L135 226H137V225H135L134 226V228H132L131 226H130V224L128 223V220H129V216L127 217L126 216V214H125V212H127V208L126 207H123V205L122 206H120V207H118V208H116L115 207V209L114 208H111V207H108V203L109 202H107L108 201V196L106 195V194H104V192L102 193L101 191L102 190H99V188L98 187H96V189L97 190H99L98 192L100 193V198H98L97 196H95L94 195V193L96 192V190L94 191L93 189H95V187H93L92 186V188H90V187H88L87 185H89V184H87V180H85V179H83L82 181H81V177H80V179H78L77 177H74V176H72L73 174H71L70 172H72L73 173V171H71V170H69L67 167H68V164L66 163V162H64V160L62 159V161H61V159L60 158H58V160L56 161L57 163H58V161H61V162H59V164H57L56 162V165H53V168L58 172V174L56 173V171H55V173H53L52 174V177H55V176H53L54 174H57L58 176L57 177H55V179H59L60 177H61V179L64 181L65 179L66 180H68L69 179V177H70V175H71V177L70 178H72V179H70L69 181H66L67 183H63V181L62 180H54L53 182L55 183L54 184V187L52 188V190L54 191V192H56L57 193V191H61V192H63L62 194L64 195H62L61 194V192L60 193H58V195L56 196V195H54L55 197H56V199L54 198V196H53V200H51L50 199V197L48 196L49 194H47L46 193V191H45V189H37V187H36V189H34V187H33V192L31 191V190H29V188H31L32 189V187H29V186H33L32 185V183H33V178H34V180H35V178H37L36 176V174H39L38 175V177L39 178H37V180H39V181H41V179L40 178H44V175L42 174V173H44V174H46L47 172H45L44 171V169H38V167H40V163L43 165V161H40L42 158H47V157H51V155H49L47 152H46V149L47 150H49L50 149V151H52V148H54L53 146H52V144H48V143H46V144H48L49 146H51L52 148H49L48 147V145L46 146L45 145V143H43V142H41V143H43L46 147H48V148H45V151L44 152H46L47 153V155H45V156H41L40 157V153L42 154V155H44L43 153L44 152H42L43 150H42V146H44V145H42L41 143H40V141L38 142V141H36V145H35V142L33 143L34 145H35V147H37V148H39V151L41 150V152H39V151H37L36 152V150L37 149H35L34 150V148H33V146H31L30 144ZM41 144L42 146L41 147H38L37 145L38 144ZM74 144V145H72L71 146V144ZM81 143V144H80ZM83 143V144H82ZM189 143V144H188ZM80 144V145H79ZM90 144V143H89ZM112 144H113V142H112ZM112 144L110 143L109 145L110 146H112ZM118 144H116V145H118ZM131 144V145H130ZM219 144H220V146H219ZM221 144H223V145H221ZM21 145V144H20ZM66 145H68L67 147L69 148L70 147V149L68 150V148L66 147ZM195 145V146H194ZM227 145V146H226ZM234 145V144H233ZM252 145V144H251ZM253 145L255 146V144L253 143ZM13 146V147H12ZM32 147V149H33V151L31 152V150H29L31 147ZM56 146H55V148H56ZM81 146V147H80ZM83 146V147H82ZM95 146V147H94ZM115 146V145H114ZM120 145H118V146H116V147H119ZM165 148H166V146L165 145H163ZM162 146V147H163ZM223 146H225V147H223ZM232 146V147H231ZM236 146H237V148H236ZM240 146H243L244 147V149L243 148H241ZM248 146V149L250 148L251 149V151H252V147L250 146V145H247ZM250 146V147H249ZM253 146V147H254ZM19 147V148H18ZM62 147V148H61ZM63 147H65V149L63 148ZM73 147V148H72ZM77 147H78V149H77ZM81 149H80V148ZM121 147L122 146H120V149H121ZM122 147V149L124 150L125 149V147L123 148ZM128 147V148H129ZM189 147V148H188ZM191 147V148H190ZM236 148V149H238V147L239 148H241V149H243L242 151H241V149H239L238 151L237 150H235V151H233L234 150V148H233V150H230L231 148ZM256 147V146H255ZM16 149V150H14V149ZM41 148V149H40ZM76 148V149H75ZM108 148V147H107ZM107 148H105L106 150H104L105 152H106V155L107 154H109L108 153V149ZM110 148V147H109ZM151 148H153V150H150L151 151V153H152V151L153 152H157V151H154V147H149L148 149H151ZM158 148V149H157ZM181 148V149H182ZM186 148V149H185ZM230 148V149H229ZM0 149H1V146H0ZM63 149H64V152H63ZM85 149H89V151L91 152L92 151V154H91V157H90V159H89V157H87V154H88V152L89 151H86ZM91 149V150H90ZM96 149V151H100V150H97ZM111 149V148H110ZM112 149H113V147H112ZM117 149V148H116ZM119 149V148H118ZM116 150V151H119V150ZM163 149V148H162ZM225 149H226V151H225ZM229 149V150H228ZM254 149V151H255V148H253ZM1 150H5V149H1ZM13 150V151H12ZM19 150H21V151H19ZM76 150V151H75ZM79 150V151H78ZM102 150V149H101ZM122 150V151H123ZM155 150H160L159 149V147H157L156 146V149ZM165 150V149H164ZM183 150V149H182ZM183 150V151H184ZM188 150V151H189ZM15 151V152H14ZM60 151H58V152H60ZM71 151V152H70ZM81 151H82V153L84 152V154H81ZM116 151H115V149L112 151V152H115L116 153ZM126 151V152H125ZM124 151V154H127L128 152H127V148H126V150ZM131 150H130V148H129V153H128V156L126 157V158H130V160H132L133 158H132V156L133 155H131L132 153V151L130 152ZM150 151L148 152V153H150ZM248 151H250V150H248ZM247 151V152H248ZM250 151V152H251ZM16 152H20V153H22V157H21V159L20 160H22V158L24 159V158H26V156H28V155H30L31 157H32V155H35L34 153H36V155H38V157H40V158H38L37 157V162H39L40 161V163H38L37 164V162L36 161H34V160H36V158L33 160V161H31L32 159H30V156H28L27 158L29 159V160H24V163H22L23 165L25 164V162H27V164L30 162V164L32 165L34 162H36V164L34 165H32V166H30V167H32V168H28V167H25V165L27 166V164H25L24 165V167H25V169L27 168V170H31V169H35V171L37 172H35L34 174L36 175L35 177H32V176H34L33 175V173L31 174V173H27L28 174V176H27V174L26 173H23V172H27V171H25V170H22L21 171V166H22V169H23V165H20V164H18V163H16L17 161V159L19 158H16V160H15V157H17V154L18 155H20V153H16ZM34 152V153H33ZM38 152H39V154H38ZM77 152V153H76ZM87 154H86V153ZM93 152H95V156H92L93 155ZM104 152V153H105ZM110 152V151H109ZM121 152V151H120ZM186 152V151H185ZM184 152V154H185V157L183 156V158H185L186 159V157L188 156H186V153ZM236 152V153H235ZM237 152H238V154H237ZM240 152V153H239ZM247 152H246V154H245V156L246 155H248L247 154ZM253 152V151H252ZM251 152V153H252ZM1 153H4L3 151H1ZM5 153H6V151H5ZM4 153V154H5ZM11 153L13 154V155H11ZM15 153H16V155H15ZM45 153V154H46ZM49 153H52V152H49ZM65 153H68V154H70V155H68V157H67V155L65 154ZM76 153V154H75ZM82 155V157H80L81 155ZM119 153V152H118ZM131 153V154H130ZM150 153V154H151ZM158 153V152H157ZM249 153V152H248ZM7 154V153H6ZM6 154L4 155V156H6ZM32 154V155H31ZM72 154V155H71ZM78 154L80 155L79 157H78ZM90 154V153H89ZM100 155H101V153H99ZM103 154V153H102ZM111 154V156H112V153H110ZM114 154V153H113ZM117 154V153H116ZM116 154H114V157L115 158H117V155ZM124 154H122V152H121V155H120V153H119V155H120V157H119V155H118V157L119 158H121L122 157V155H123V157H124ZM135 154H136V156H137V151L135 152ZM135 154H134V156H135ZM183 154V155H184ZM226 154V155H225ZM237 154V155H236ZM8 155V154H7ZM23 155H25V157L23 156ZM36 155H35V157H36ZM62 155H65V156H62ZM13 156H14V159H13ZM85 156V157H84ZM90 156V155H89ZM107 156H110V155H107ZM106 156V157H107ZM126 156V155H125ZM242 156V155H241ZM9 157H10V159L12 160V162H10L11 164H13V165H11L10 163H9V161H11L10 159H9ZM53 157H55L56 158V156H54V155H52V159H54ZM92 157H96V158H94V160H92ZM100 157V156H99ZM98 157V158H99ZM104 157H105V155H104ZM103 157V155H102V158H104ZM106 157H105V159H106ZM114 157H110V158H114ZM181 157H182V155H181ZM236 157H238V159L237 160H239L238 162H236V161H234L235 160V158ZM248 157V156H247ZM0 158V159H1ZM26 158V159H27ZM67 158V159H66ZM101 158V157H100ZM243 158H245L244 156H243ZM242 158V161L244 160ZM6 159H8V160H6ZM57 159V158H56ZM55 159V160H56ZM109 159V157L107 158V160ZM137 159V160H136ZM154 159V163L156 162L155 160H156V158H153ZM182 159V158H181ZM180 159V160H181ZM19 159H18V162L20 161ZM43 160V159H42ZM55 160H51V162L53 163ZM78 160V159H77ZM100 160V159H99ZM103 160V159H102ZM135 160L136 161H138V162H136V163H138V167L140 168V166L142 167L143 166V168H144V165L142 164V163H139V162H141L142 160H141V158H135ZM135 160L134 161H132L131 163H132V168H133V170L136 172V170H138L139 168L138 167H136L135 165H137L136 163H135ZM141 160V161H140ZM184 160V159H183ZM182 160V161H183ZM226 160V161H225ZM233 162H232V161ZM3 161H5L4 163H3ZM7 161V162H6ZM14 161H16V162H14ZM72 161V162H71ZM111 161V160H110ZM187 161V163H189V164H193V160L192 159H190L189 157H188V159L186 160ZM188 161H190V162H188ZM14 162V163H13ZM62 162H64V163H62ZM192 162V163H191ZM227 162V164H225ZM5 163H7V164H5ZM21 163V162H20ZM61 163V164H60ZM101 163V162H100ZM135 163V164H134ZM16 164V165H15ZM18 164V165H17ZM67 166H66V165ZM110 164V163H109ZM108 164V165H109ZM134 164V165H133ZM156 164V163H155ZM154 164V165H155ZM10 165V166H9ZM20 165V166H19ZM37 165V166H36ZM57 165L59 166V165H61V171H60V166H59V169H58V167H57ZM62 165H65L66 166V168L64 167V168H62ZM107 165V166H108ZM140 165V166H139ZM152 165V164H151ZM19 166V167H18ZM28 166H29V164H28ZM56 166V167H55ZM134 166L136 167V169L134 168ZM16 167V168H15ZM36 167H37V169H36ZM103 167H106L105 165H103ZM110 167H111V169H112V166L110 165ZM152 168V167H154V166H146L144 169L143 168H141V169H143L144 171H143V174H144V172L146 171L145 169H148V170H151V171H149V174H150V172H151V174H153V176L152 175H150V176H152V177H148L147 176V174H148V170L145 172L146 173V176H144L143 174V176L142 177H144L143 179L141 178V179H139V181L140 180H142L143 181V184L142 185H139V187H144L143 188V190H145V192H143V191H140V193L142 194V192L144 193V195L146 196V193H147V195H152V194H150L152 191L150 190L151 188H152V185H151V188L149 189V186H148V191H147V186L145 187V185L148 183V182H146L145 183V180L146 181H149V185H150V182L152 181V182H154L155 184H157V186H155L156 188H158V185H160L159 187L163 190V188H164V192H167V194L168 195H170L171 193L173 194V192H169V189H168V191H166V188H167V185H168V188H170L169 187V184H167L166 185V187H165V185H162V187H161V184L164 182V183H166L168 180L167 179H169L170 177L168 176V174L166 175L167 177H169V178H165L166 180L164 181H162V179H160L159 180V178H160V175H162V173H159V178H156L157 179V181H154V180H156V179H154L155 177H157L156 175H155V177H154V172L156 171V173L155 174H157L158 172V169L156 168V166H155V169H157V170H152V169H150V168ZM42 168V167H41ZM107 168V170L106 169H104L105 171H112V170H110V169H108V167H106ZM138 168V169H137ZM230 168V169H229ZM82 169V170H81ZM141 169H139L140 171L138 172V174L140 173V172H142V170ZM38 170L40 171V172H38ZM65 170V171H64ZM69 170V171H68ZM20 173H22V174H20ZM33 170H31V172H32ZM41 171H42V173H41ZM44 171V172H43ZM79 171H82V173L81 172H79ZM102 171V170H101ZM152 171H153V173H152ZM62 172H64V173H62ZM225 172V173H224ZM66 173V174H65ZM70 173V175H68ZM29 174H31V179H29L28 177H30L29 176ZM40 174H42L43 175V177H42V175H40ZM62 174V176H60ZM63 174H65L66 176H64ZM76 174V173H75ZM74 174V175H75ZM79 174H78V177H79ZM132 174H133V176H132V180H133V177H134V172L132 171ZM137 174V173H136ZM141 174V173H140ZM140 174H139V176H140ZM226 174V175H225ZM67 175H68V178H67ZM84 175V176H83ZM226 177H225V176ZM46 176V175H45ZM76 176H77V174H76ZM23 177H24V179H23ZM198 177V176H197ZM225 177V178H224ZM234 178L232 181H234V184H230V183H232V181L230 180L231 178ZM74 178H76V180L74 179ZM92 180H91V179ZM145 178H149L148 180L147 179H145ZM162 178V177H161ZM201 178V179H200ZM224 178V179H223ZM27 179V180H26ZM134 179H137V180H134L135 182L137 181V183H138V177H135ZM153 179V180H152ZM199 179L200 180H202V176H200L199 177ZM24 182H23V181ZM71 180H72V182H71ZM74 180V181H73ZM79 180V181H78ZM84 180L85 181H87L86 183L84 182ZM198 180V179H197ZM222 180V181H221ZM6 181V182H5ZM30 181V182H29ZM62 181V182H61ZM76 181V182H75ZM132 182L133 184L135 183V182ZM159 181H160V184H159ZM199 181V180H198ZM216 181H217V184H216ZM231 181V182H230ZM57 182H59V183H57ZM69 182H71V184L69 183ZM75 184H74V183ZM78 182V183H77ZM84 183V184H86V185H84L85 186V190L83 189L82 190V186H81V184L82 183ZM141 182V181H140ZM151 182V183H152ZM157 182V183H156ZM170 182V181H169ZM228 182H230V183H228ZM7 183H8V185H7ZM13 184V186H15L17 183H18V185H16L14 188H13V186H11L10 187V185H12ZM23 183L26 185H28V184H30V185H28L27 187L26 186H24L23 185ZM39 183V182H38ZM61 183H62V187H60V186H58L57 184H59V185H61ZM70 184V188L68 187V185L67 184ZM80 183V184H79ZM142 183V182H141ZM145 183V184H144ZM163 183V184H164ZM171 183H175V182H171ZM215 183V185H217V186H213V184ZM1 184H2V186H1ZM19 184H21V185H23V186H21V185H19ZM66 184V185H65ZM75 185V186H71V185ZM139 184V183H138ZM138 184H137V186H138ZM153 184V183H152ZM154 184V185H155ZM199 184V182H197L195 185H198ZM200 184H203V180H202V183H201V181H200ZM199 184V185H200ZM79 185V186H78ZM135 185H136V183H135ZM134 185V186H135ZM144 185V186H143ZM219 185V186H218ZM231 185V186H230ZM19 186H21V187H19ZM63 186H65V187H63ZM88 188H90V189H88ZM137 186H135V187H137ZM164 186V187H163ZM171 186V185H170ZM8 187V188H7ZM28 188V190L29 191H31V193L30 192H28V190L26 189V188ZM63 188V190H61V189H59L58 190V188ZM68 187V191H67V188ZM74 187L77 189V192H76V189L75 190H71V189H74ZM82 187V188H81ZM133 187V186H132ZM141 187V188H142ZM19 188V189H18ZM44 188H48V187H44ZM55 188H56V190H55ZM146 188V189H145ZM157 189V191L158 190H160V192H163V191H161V189ZM172 188V189H171ZM171 190L172 191H174V193H175V188H173V186H171ZM10 189V190H9ZM15 189V190H14ZM17 189V190H16ZM25 189L27 190V193H30V196L28 197L27 195H26V192H25ZM66 190V192H65V190ZM87 189V190H86ZM134 189H136V188H134ZM138 189H140V188H138ZM235 189V190H234ZM236 189H240V191L238 192V190H236ZM41 190V191H40ZM83 192H82V191ZM91 190V192H94V193H90V192H87V191H90ZM132 190H133V188H132ZM142 190V189H141ZM177 190H179L178 188H177ZM15 191V192H14ZM38 191H40V192H38ZM72 191V192H71ZM136 191V190H135ZM147 191V192H146ZM149 191H151V192H149ZM153 191H154V189H153ZM180 191V190H179ZM215 191V190H214ZM226 191V192H225ZM44 192V193H43ZM71 192V193H70ZM89 194V195H87V193ZM138 191H136V193H137ZM159 192V191H158ZM157 192V193H158ZM169 192V193H168ZM21 193H23V196L21 195ZM80 193H81V195H80ZM84 193V194H83ZM85 193H86V195L88 196V198H87V196L85 195ZM99 193H97V195H99ZM134 193V191L132 192V194ZM136 193H134V194H136ZM140 193H137L136 195H137V197L139 196L138 194H140ZM153 193H155V192H153ZM156 193V194H157ZM177 193H178V191H177ZM181 192H179L178 193V195L180 194ZM226 193V194H225ZM61 194V195H60ZM66 194H69L68 195V197L66 198L65 196H67ZM71 194H73V195H71ZM90 194H91V196L93 197H91L92 199H94L95 198V201H93L89 196H90ZM101 194H103V199L101 198L102 197V195ZM140 194V195H141ZM159 194V193H158ZM171 194V197L173 198V196H174V198L175 197H179V198H175V199H180V196H177V195H175V194H173L172 195ZM27 197H26V196ZM31 195H32V197H31ZM45 195H47V196H45ZM77 195H79V197H81L82 195L84 196V197H82V198H85L86 197V199H87V202H89V204H90V202H91V205L90 206H92V208H94L95 207V210H93L90 206H89V204H87V202H86V199H81V198H79ZM136 195H135V197H136ZM144 195L143 196H141L143 199H138V200H146L147 199V197H146V199L144 198ZM226 195V196H225ZM40 198H39V197ZM61 196H63V197H65L67 200H65V198H63V197H61ZM71 196V197H70ZM75 196H77L76 198H75ZM105 196V197H104ZM106 196H107V198H106ZM12 197V199H10ZM39 199H41L40 201L38 200V198ZM58 197V198H57ZM69 197H70V199H69ZM133 197H134V195H132V199H133ZM134 197V198H135ZM140 197V196H139ZM140 197V198H141ZM149 197V196H148ZM151 197V196H150ZM149 197V198H150ZM6 198V199H5ZM45 198V199H44ZM60 198H63V199H60ZM100 200V201H98V199ZM106 198V199H105ZM173 198V199H174ZM36 199H37V201H36ZM50 200L49 202L47 201V200ZM59 199V200H58ZM89 199L91 200V201H89ZM97 199V200H96ZM137 199V198H136ZM44 200V201H43ZM58 201V202H56V204H55V201ZM61 200H63V201H61ZM107 200V201H106ZM134 200V199H133ZM132 200V201H133ZM137 200V201H138ZM181 200V199H180ZM25 201H26V203H25ZM44 202L45 203V201L48 203H45V205H44V203H41V202ZM53 201V202H52ZM59 201H60V204H59ZM68 201V202H67ZM99 203H98V202ZM101 201H103V203H101ZM33 202V201H32ZM38 202V204H36ZM61 202H62V204H63V202H64V204L66 205L67 204V206H62V204H61ZM67 202V203H66ZM93 202H95V206H94V203ZM106 202H107V204L108 205H105L106 204ZM134 202V201H133ZM25 203V204H24ZM41 203V204H40ZM96 203H98V204H96ZM105 203V204H104ZM29 204V205H28ZM33 204V203H32ZM55 204V205H54ZM100 204H102L103 205V207L100 205ZM133 204V203H132ZM11 205V204H10ZM42 205H44V206H42ZM48 205H50V207H48ZM57 205H61V207H60V209H58L59 207L57 206ZM98 205H100V208H99V206ZM17 206V207H16ZM25 206V207H24ZM38 206V207H37ZM46 206V207H45ZM70 206V207H69ZM107 206V207H106ZM134 206V205H133ZM20 207H22L21 209H20ZM24 207V208H23ZM28 207H30V208H28ZM45 208V209H43V208ZM56 209H55V208ZM58 207V208H57ZM66 207V208H65ZM96 207L98 208V209H100V210H97L96 209ZM122 207V209H124V210H121L120 208ZM38 208V209H37ZM41 208V209H40ZM63 208V209H62ZM91 208V209H90ZM101 208H103L104 209V213L103 212H101ZM111 208V209H110ZM26 209H29V210H26ZM62 209V210H61ZM65 209H66V212H65ZM89 209V210H88ZM108 209H110V211H108ZM33 210H34V214L32 213L33 212ZM42 210V211H41ZM55 210V211H54ZM64 210V211H63ZM75 210V211H74ZM78 210V211H77ZM91 210V211H90ZM105 210L106 211H108V212H105ZM37 211H38V213H37ZM87 211V212H86ZM91 213H90V212ZM103 211V210H102ZM117 211V212H116ZM124 212V213H122V212ZM129 211H130V209H129ZM127 212V214L129 213L130 214V212ZM64 212V213H63ZM115 214H114V213ZM40 213H42V214H40ZM50 213V214H49ZM62 215H61V214ZM113 215H112V214ZM120 213H122L123 215L125 214V216L127 217H125V216H122ZM58 214H60V215H58ZM80 214H81V216H80ZM87 214V215H86ZM91 214H92V216H91ZM105 214H107V215H105ZM80 217V218H77L78 216ZM93 215H94V217H93ZM116 215V217H118V218H115L114 216ZM54 216V217H53ZM61 216H62V219H60L61 218ZM86 216V217H85ZM108 216V217H107ZM113 216V217H112ZM82 217H84L83 219H82ZM112 217V218H111ZM125 217V218H124ZM221 216H218L217 215V219L216 220H218L219 218H220ZM72 218V219H71ZM85 218H87L88 219V221H87V219H85ZM149 218H152V216L151 217H149ZM155 218H157L158 219V221H156V219ZM216 218V217H215ZM120 220V219H122L123 221H121L122 222V224H121V222L120 221H118V220ZM155 219V220H154ZM56 220V221H55ZM79 220H81L79 223H78V221ZM125 220V221H124ZM139 220H140V222H139ZM88 223H87V222ZM118 221V222H117ZM142 221H143V224L145 223V222H147L146 223V225H147V227H145V226H143L142 225ZM149 221V222H148ZM161 221V222H160ZM219 222V224H221L220 223V219L218 220ZM25 222H26V224H25ZM65 222V223H64ZM77 223V226L79 227V229L77 228V226H76V223ZM117 222V223H116ZM129 224V226H130V228L132 229H129V226H127L126 227V225H128L127 223ZM133 222H136V223H133ZM158 222V223H157ZM160 222V223H159ZM71 223V224H70ZM73 223H75V224H73ZM119 223V224H118ZM124 223V224H123ZM126 223V224H125ZM148 223H150V224H148ZM154 223H156V225L157 226H159V224H160V226L157 228V226L155 227V225H154ZM162 223V224H161ZM212 223V224H211ZM6 224V225H5ZM11 224V225H10ZM47 224V225H46ZM50 224V225H49ZM66 224V225H65ZM79 224V225H78ZM118 224V225H117ZM153 224V225H152ZM210 226H211V228L213 229V230H216L217 231V229L219 228V224H218V226H217V223H216V221H215V219H213L211 222H210ZM16 225V226H15ZM25 225V226H24ZM75 225V226H74ZM82 225H83V227H82ZM124 225V226H123ZM140 225H142V226H140ZM213 225V226H212ZM13 226V228H11V227ZM74 226V227H73ZM149 226H153L152 227V229L154 228V234L155 233H157V232H155V229L157 228V229H159L160 230V232L159 233H157V234H155V236L153 235V230L151 231V233H150V229H151V227H149ZM48 227L50 228V229H48ZM68 227V228H67ZM123 227V228H122ZM140 227V228H139ZM142 227H144L146 230H147V232H146V230L145 229H142ZM163 227V228H164ZM215 227H218V228H216L215 229ZM67 228V229H66ZM76 228V229H75ZM82 228V229H81ZM124 228H125V230H124ZM150 228V229H149ZM8 229H10V231L8 230ZM13 229V230H12ZM65 229H66V231L69 233V230H70V233H71V236H72V239H71V241H69L68 239H66V231H65ZM73 229L75 230V231H73ZM129 229V230H128ZM141 231H145V233H144V235H151L152 236V238L154 239L155 237H156V239H154L153 241L151 240V237H147L146 238V242H145V237L147 236H144L143 235V233L142 232H140V230ZM149 229V230H148ZM3 230V231H2ZM14 232V231H16V234L15 233H13L12 231ZM21 230V231H20ZM51 230V231H50ZM134 230H136V231H138L139 230V232H138V234H139V236H143L144 238H142V239H144V240H142V239H140V237L137 235V233H135V231ZM159 230H156V231H159ZM164 230V229H163ZM7 231H8V233H7ZM133 233V235H132V233ZM148 231H149V233H148ZM2 232V233H1ZM13 234H12V233ZM83 232V233H82ZM164 232H165V234H164ZM69 233V234H70ZM79 233H81L80 234V236H79ZM127 233H129V234H127ZM135 233V234H134ZM142 233V234H141ZM11 234H12V236L14 237V238H12V236H11ZM64 234H65V237H64ZM76 234L78 235L77 237H76ZM7 235H8V237H7ZM15 235V236H14ZM107 235V236H106ZM163 235L165 236V237H163ZM70 236V237H71ZM75 236V237H74ZM84 236V237H83ZM136 236V237H135ZM138 236V237H137ZM154 236V237H153ZM167 236H169L170 237V234L169 235H167ZM227 235L225 234L224 235V238L226 237ZM3 237H4V239H3ZM6 237V238H5ZM80 237H82V239L80 238ZM131 237V238H130ZM168 237V238H169ZM219 237L220 236H216L215 238H211L210 240H206V242L205 243H207V244H205V243H201L200 244V247L202 246L203 248H202V250H201V248H200V252L202 253H200V256L202 255V258H204V259H206L207 257V260H211L212 259V264H221V263H223L224 262V260H225V258H224V255L226 254V252L228 251V249H229V247H230V245H227V244H229L230 242H229V238H223V237H221V239L220 240H223L224 241V243L222 242V241H220L219 240V242H220V244H219V242L217 241L218 239H219ZM8 238H10V239H8ZM64 238V239H63ZM76 238H79L80 239V241H79V239H76ZM138 238H139V240H138ZM149 238V242H150V240L152 241V243L154 244H152V243H147V239ZM167 238V241L168 242H170V243H174L176 240L175 239H173V238H169L168 239ZM217 238V239H216ZM61 239V240H60ZM67 241H66V240ZM136 239V240H135ZM213 239H215V240H213ZM12 240V241H11ZM63 240V241H62ZM78 240V242L79 243H77L76 241ZM140 240H142V243L143 244H141V241ZM173 240H175V241H173ZM73 241L71 242V243H73ZM135 241H137V242H135ZM139 241V242H138ZM154 241H155V243H154ZM173 241V242H172ZM203 241H205V240H203ZM208 241V242H207ZM13 242V243H12ZM117 243L118 245H120V246H118V248H117V245L116 244H113V243ZM145 242V243H144ZM215 242V243H214ZM218 242V243H217ZM229 242V243H228ZM66 243H68L67 245H66ZM71 243H70V245H71ZM73 243V244H74ZM149 245V248H148V245ZM208 243H210V245L211 246H213V247H209L208 246ZM79 244V245H78ZM141 244V245H140ZM203 244H205V245H207L206 246V248L208 249H211V250H207V249H205V245H203ZM115 245H116V247H115ZM134 245H139V247L138 248H136ZM147 245V246H146ZM151 245V246H150ZM224 245H225V247H224ZM226 245H227V247H226ZM74 246H75V248H74ZM112 246V247H111ZM134 246V247H133ZM217 246H218V248H217ZM221 246V247H220ZM229 246V247H228ZM216 247V248H215ZM69 248H70V246H69ZM109 248H111V249H109ZM120 248V249H119ZM136 248V249H135ZM141 248V249H140ZM152 248V249H151ZM63 249V250H62ZM114 249V250H113ZM133 249H135V250H133ZM147 249H148V251H147ZM218 249V250H217ZM225 251H224V250ZM53 250V251H52ZM119 250H122V251H119ZM142 250V251H141ZM207 251V254H208V252H209V254L208 255H210V257L209 256H207V257H204V255L206 254H204V251ZM52 251V252H51ZM62 251V252H61ZM112 251V252H111ZM211 251H213V252H211ZM111 252V253H110ZM115 252H118L117 253V255L115 254ZM123 252V253H122ZM215 252V253H214ZM121 253H122V255H121ZM134 253V254H133ZM212 255H211V254ZM58 254V255H57ZM65 254H66V252H65ZM140 254V255H141ZM206 254V255H207ZM218 255V257H217V255ZM107 255V256H106ZM124 255V256H123ZM134 255L135 256H137V257H139V259L141 260V262H138V261H140V260H138L137 261V257H134ZM149 255V256H148ZM106 257V259L108 258V260H106L105 259V257ZM113 256H114V258H113ZM117 256V259H118V257H123L125 260H123V258H121V260H120V258H119V260H117L115 257ZM215 256V257H214ZM55 257V258H54ZM145 257V256H144ZM212 257H214V259L212 258ZM220 258V259H219ZM224 258V260L222 261V259ZM103 259V260H102ZM116 259V260H115ZM136 259V260H135ZM149 259V260H148ZM215 259H217L216 261H215ZM145 260V259H144ZM207 260H205L204 262H206L207 263ZM219 260V261H218ZM105 261V262H104ZM113 261V262H112ZM126 261V262H125ZM137 261V262H136ZM4 262V263H3ZM101 262V263H100ZM125 262V263H124ZM209 263L211 262V261H208ZM217 262V263H216ZM225 262H228L227 260L225 261ZM109 263V264H110ZM145 263H143V264H145ZM148 264H149V262H148ZM226 264V263H225Z\"/></svg>","mask_w":264,"mask_h":264}]
</instances>
